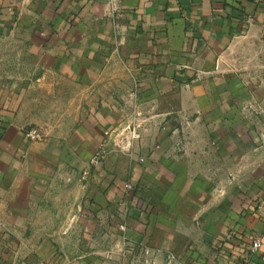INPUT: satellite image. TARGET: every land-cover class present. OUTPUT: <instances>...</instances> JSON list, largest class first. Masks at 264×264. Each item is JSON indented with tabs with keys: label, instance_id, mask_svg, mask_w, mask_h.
<instances>
[{
	"label": "crops",
	"instance_id": "0c3cea01",
	"mask_svg": "<svg viewBox=\"0 0 264 264\" xmlns=\"http://www.w3.org/2000/svg\"><path fill=\"white\" fill-rule=\"evenodd\" d=\"M263 44L264 0H0V264H264Z\"/></svg>",
	"mask_w": 264,
	"mask_h": 264
},
{
	"label": "rangeland",
	"instance_id": "374dc122",
	"mask_svg": "<svg viewBox=\"0 0 264 264\" xmlns=\"http://www.w3.org/2000/svg\"><path fill=\"white\" fill-rule=\"evenodd\" d=\"M248 74V86L251 89V98L247 106L249 109L248 114L251 120H253L255 124L260 125L264 130V44L262 49L258 50L255 59L249 66ZM41 132L43 131L41 130ZM94 154L80 170V176L83 171L89 170L92 167L90 160Z\"/></svg>",
	"mask_w": 264,
	"mask_h": 264
},
{
	"label": "built area",
	"instance_id": "2783aa9c",
	"mask_svg": "<svg viewBox=\"0 0 264 264\" xmlns=\"http://www.w3.org/2000/svg\"><path fill=\"white\" fill-rule=\"evenodd\" d=\"M139 125L134 123V124H130L125 126V128H123L120 131V136H119V141L117 146L121 149V150H127L129 151L131 146H132V142L139 140L140 139V133L138 131ZM24 135L28 140L31 141H39L42 139V133L40 131V129L36 128V127H26L24 129ZM105 154L104 150H99L98 152H96L94 154V156L91 158L90 163L92 164V166H96L98 165V163L101 161V159L103 158ZM89 173V170H85L82 172L81 174V178H85ZM125 187L127 189L131 188V184L129 182H127L125 184ZM264 204V197H262L259 200V207H262V205ZM264 223V220H263ZM260 246V241L259 238H256L255 240H253L252 245H251V252H255L258 247Z\"/></svg>",
	"mask_w": 264,
	"mask_h": 264
}]
</instances>
